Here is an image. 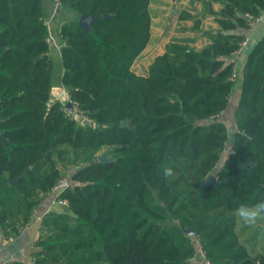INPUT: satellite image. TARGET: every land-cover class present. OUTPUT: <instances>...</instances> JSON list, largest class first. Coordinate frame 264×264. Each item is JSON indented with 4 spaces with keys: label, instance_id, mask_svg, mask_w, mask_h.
<instances>
[{
    "label": "trees",
    "instance_id": "trees-1",
    "mask_svg": "<svg viewBox=\"0 0 264 264\" xmlns=\"http://www.w3.org/2000/svg\"><path fill=\"white\" fill-rule=\"evenodd\" d=\"M54 2L56 17L74 12L55 28L43 0H0V233L17 238L58 188L67 203L41 219L32 264H196L200 251L213 264H264V222L235 216L264 199V35L248 37L264 0H188L179 21L207 42L172 38L144 75L134 64L151 40V0ZM82 14L96 17L90 30ZM52 33L70 113L53 96ZM247 39L232 132L221 115ZM104 150L112 160L98 161Z\"/></svg>",
    "mask_w": 264,
    "mask_h": 264
},
{
    "label": "crops",
    "instance_id": "crops-1",
    "mask_svg": "<svg viewBox=\"0 0 264 264\" xmlns=\"http://www.w3.org/2000/svg\"><path fill=\"white\" fill-rule=\"evenodd\" d=\"M182 8H184V7H182ZM180 11H181V9H180ZM177 20L179 23H181V24L183 23V25H181V26L185 25V26L189 27L191 25L190 21L186 22V23L179 21V14H178ZM210 25L213 26V22L210 18H208L205 21V27L207 28ZM152 28H153V26H152ZM180 32H181L180 35H174L172 38H174V37H188V36L196 37L197 38V46H201L203 43L207 42L206 36L198 35L195 32L191 31L189 28L183 29V27H182V29H180ZM263 35H264V13H263L262 17H260L254 21L253 27L248 31V37L250 39L251 46H253ZM151 37H152V34H151ZM166 45L164 47V50L166 48ZM146 49L142 52V54L140 55V57L136 60V62L134 64V69L136 72H137V70L139 71V68L141 69V71H146V72H142V75H144L148 72V68L150 65L149 64V65L144 66V62H143V56L144 55L143 54L146 51ZM164 50H163V52H164ZM248 53L249 52H246L245 54H243L241 56L235 55V60L237 61V66H238L236 88H235L233 95L230 99L228 107L226 108V110L221 115V119L227 124V126L229 127V129L232 132H234L237 129L235 111H236V108L238 106L239 98H240V94H241V85H242V81H243L242 67L246 61V57H247ZM159 54H161V53H159ZM159 54H157V55H159ZM154 58H153V60H154ZM139 74H141V73H139ZM63 91L66 92V90L62 87V85L61 86L55 85L54 89H53V96L58 97V98H60V97L62 98ZM60 192H61V189L59 190L57 188L51 194H49L47 199L35 211V218H33V221H31V223H29L27 226H25L24 229L22 230L21 234H19L17 236L15 241L10 243L5 248V250L3 251V258H5L8 262L9 261H20V262H24L25 264H32V262H33V251L36 248L34 246V242L39 237V235L41 233V230H40L41 229V219L43 218L44 215H46L50 211H61V210H63L64 206L57 199V196L59 195Z\"/></svg>",
    "mask_w": 264,
    "mask_h": 264
},
{
    "label": "rangeland",
    "instance_id": "rangeland-1",
    "mask_svg": "<svg viewBox=\"0 0 264 264\" xmlns=\"http://www.w3.org/2000/svg\"><path fill=\"white\" fill-rule=\"evenodd\" d=\"M43 4L53 28L57 26L60 20L74 15L72 10L65 9L60 16L56 17L58 12H55L57 7L54 0H43ZM182 7H190L188 0H151L150 12L153 19V28L151 41L143 54L144 66L149 65L157 54L163 52L165 45L174 35L181 34L180 29H182L183 26L181 25L183 23H179L177 18ZM55 39L61 45L60 39H57L56 36ZM52 58L54 64L53 83L61 86L63 65L60 52L56 48L52 52ZM142 72L146 71H141L140 68L139 71L137 70L138 74H142Z\"/></svg>",
    "mask_w": 264,
    "mask_h": 264
},
{
    "label": "clouds",
    "instance_id": "clouds-1",
    "mask_svg": "<svg viewBox=\"0 0 264 264\" xmlns=\"http://www.w3.org/2000/svg\"><path fill=\"white\" fill-rule=\"evenodd\" d=\"M160 171L165 179L175 178L178 175L175 166L165 164ZM235 216L246 226H255L264 222V199H260L253 204H241L235 210Z\"/></svg>",
    "mask_w": 264,
    "mask_h": 264
},
{
    "label": "water",
    "instance_id": "water-1",
    "mask_svg": "<svg viewBox=\"0 0 264 264\" xmlns=\"http://www.w3.org/2000/svg\"><path fill=\"white\" fill-rule=\"evenodd\" d=\"M108 17L111 16V14H108L107 15ZM101 18H105L104 15L101 16ZM96 19V17L92 14H82L80 17H79V20H78V24L80 27L84 28V29H88L90 30L92 28V23L93 21ZM61 98V97H60ZM62 98L66 99L67 100V96H66V92L63 91L62 93ZM74 110V105L71 101L67 100V103H66V111L67 112H72ZM123 125L125 126H128V122L126 120L123 121L122 123ZM0 126H1V121H0ZM0 133H1V128H0ZM108 151L107 150H104L102 153H100L98 155V161H102V162H107V161H110L112 160V158L108 157L107 155ZM91 163L94 162V160H91L90 161ZM14 180L11 179V183H13ZM213 182H217V176L213 173L209 174L208 177L201 183V196L203 197L204 196V191L206 189V187L208 185H210L211 183ZM185 232L188 234V235H195L196 234V230L193 229V228H184Z\"/></svg>",
    "mask_w": 264,
    "mask_h": 264
},
{
    "label": "built area",
    "instance_id": "built-area-1",
    "mask_svg": "<svg viewBox=\"0 0 264 264\" xmlns=\"http://www.w3.org/2000/svg\"><path fill=\"white\" fill-rule=\"evenodd\" d=\"M56 7L58 9L59 7V3L56 2ZM57 9L55 12H57ZM55 17V14L53 15ZM47 24L50 25L51 22L50 20H46ZM49 42H51V44H53L57 50L60 49V45L58 44V42L56 41L54 34L52 33L50 35V37L48 38ZM249 45V39L245 40L244 42H242L241 47L237 50L236 55L241 56L243 54H245L247 48ZM66 96L68 97V94L66 93ZM75 110L78 109V107H74ZM70 179L68 177H64L63 179H61V183L63 185H68L69 184ZM62 204H66V201H60ZM33 218H35V214L33 215ZM16 239V237L14 235H5L3 232L0 233V264H4V263H8V261L3 258V251L5 250V248L12 242H14ZM193 262L196 264H213L210 260H207L203 253L200 251L193 259Z\"/></svg>",
    "mask_w": 264,
    "mask_h": 264
}]
</instances>
